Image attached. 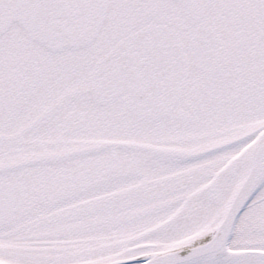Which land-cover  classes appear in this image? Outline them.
<instances>
[{
    "label": "snow or ice",
    "instance_id": "obj_1",
    "mask_svg": "<svg viewBox=\"0 0 264 264\" xmlns=\"http://www.w3.org/2000/svg\"><path fill=\"white\" fill-rule=\"evenodd\" d=\"M0 264H264V0H0Z\"/></svg>",
    "mask_w": 264,
    "mask_h": 264
}]
</instances>
